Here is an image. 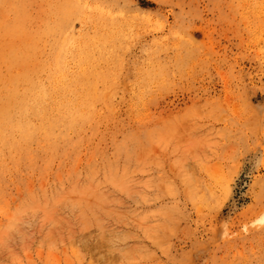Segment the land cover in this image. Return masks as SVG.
<instances>
[{
	"label": "rangeland",
	"instance_id": "obj_1",
	"mask_svg": "<svg viewBox=\"0 0 264 264\" xmlns=\"http://www.w3.org/2000/svg\"><path fill=\"white\" fill-rule=\"evenodd\" d=\"M263 210L264 0H0V264H264Z\"/></svg>",
	"mask_w": 264,
	"mask_h": 264
},
{
	"label": "bare ground",
	"instance_id": "obj_2",
	"mask_svg": "<svg viewBox=\"0 0 264 264\" xmlns=\"http://www.w3.org/2000/svg\"><path fill=\"white\" fill-rule=\"evenodd\" d=\"M57 58V57H56ZM27 82H28V85H30L31 87H36V88H38L39 90H38V96H40V97H43V89H44V87H46V86H44L43 87V83L42 82H36V83H32L31 81H29V80H27ZM54 84V83H53ZM21 90V89H20ZM48 90V89H47ZM20 104H22V103H20ZM40 105H41V103L40 102H37L36 104H33L31 107H32V109L33 110H35V111H39V109H40ZM54 108V107H53ZM48 119V118H47ZM44 121H45V119H44ZM64 123H65V121H64ZM63 125V124H62ZM60 126V125H59ZM58 126V127H59ZM63 132V131H62ZM41 141H42V139H41ZM33 143H34V141H33ZM31 144V143H30ZM62 147V146H61ZM60 147V148H61ZM63 149V148H62ZM34 151V150H33ZM38 152V151H37ZM34 154V153H33ZM75 184V183H74ZM75 186H77L76 184H75ZM74 186V187H75ZM70 187V186H69ZM73 187V186H72ZM71 187V188H72ZM71 188L69 189L70 191H71ZM81 188V187H80ZM87 188V187H86ZM78 189H79V187H78ZM78 189H76V190H78ZM73 190V189H72ZM84 190V189H83ZM86 190V189H85ZM89 190V189H88ZM80 192H82V188H81V190H79ZM79 191L77 192V194L79 193ZM72 192V191H71ZM59 195V194H58ZM60 196V195H59ZM57 197H55V200H57L56 199ZM59 198V197H58ZM46 199H48V198H46ZM50 200H52V199H50ZM55 200H52V203H53V201L54 202H56ZM68 202V201H67ZM66 202V203H67ZM48 203H49V199H48ZM65 203V204H66ZM71 203V202H70ZM69 203V204H70ZM39 204V203H38ZM44 204H46V203H44ZM76 203H74V205H75ZM50 205H51V203H50ZM49 205V206H50ZM67 205H68V203H67ZM74 205L72 206V207H74ZM48 206V205H47ZM77 206V205H76ZM40 207H41V204H40ZM46 207V206H45ZM70 208H71V204H70V206H69ZM44 208V207H43ZM48 208V207H47ZM74 208H76V207H74ZM74 208H71V209H74ZM49 209V208H48ZM43 210V209H42ZM46 210V209H45ZM264 211V210H263ZM256 223L258 224V225H264V213L256 220ZM256 224V225H257ZM258 229V228H257ZM263 233V232H262Z\"/></svg>",
	"mask_w": 264,
	"mask_h": 264
}]
</instances>
